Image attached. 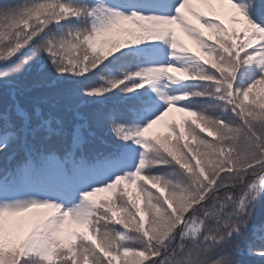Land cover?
Returning <instances> with one entry per match:
<instances>
[{
	"label": "snow or ice",
	"instance_id": "snow-or-ice-1",
	"mask_svg": "<svg viewBox=\"0 0 264 264\" xmlns=\"http://www.w3.org/2000/svg\"><path fill=\"white\" fill-rule=\"evenodd\" d=\"M0 264H264V0L0 2Z\"/></svg>",
	"mask_w": 264,
	"mask_h": 264
},
{
	"label": "trees",
	"instance_id": "trees-1",
	"mask_svg": "<svg viewBox=\"0 0 264 264\" xmlns=\"http://www.w3.org/2000/svg\"><path fill=\"white\" fill-rule=\"evenodd\" d=\"M0 2H3V0H0Z\"/></svg>",
	"mask_w": 264,
	"mask_h": 264
}]
</instances>
